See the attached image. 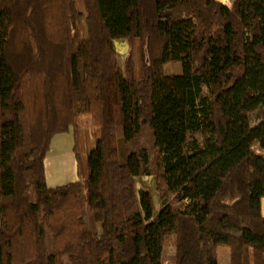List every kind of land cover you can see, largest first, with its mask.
Instances as JSON below:
<instances>
[{
    "label": "trees",
    "instance_id": "obj_1",
    "mask_svg": "<svg viewBox=\"0 0 264 264\" xmlns=\"http://www.w3.org/2000/svg\"><path fill=\"white\" fill-rule=\"evenodd\" d=\"M83 1L0 0V264H164L171 235L174 264H264V0ZM82 115L87 167L76 141L79 180L51 187Z\"/></svg>",
    "mask_w": 264,
    "mask_h": 264
},
{
    "label": "rangeland",
    "instance_id": "obj_2",
    "mask_svg": "<svg viewBox=\"0 0 264 264\" xmlns=\"http://www.w3.org/2000/svg\"><path fill=\"white\" fill-rule=\"evenodd\" d=\"M223 3L230 4V0H220ZM79 8L84 11V1L78 0ZM123 42V43H122ZM116 49L118 53L122 55V61L129 54V43L127 40H117L115 42ZM124 64V63H123ZM140 64L137 59L136 70L139 71ZM164 72L166 75L172 74H183V66L181 62H170L164 65ZM203 96L208 97L209 91L206 86L203 89ZM260 122L258 113L252 114V124L256 125ZM78 142L79 152L83 164L87 167L88 156L91 150L96 146L97 140L100 135V130L95 126L90 117L87 115H82L79 120L78 128ZM63 139V140H62ZM62 140V142H60ZM75 143L73 132H69L62 135H56L52 142V147L47 156L51 158L46 164L47 168V180L48 185L51 187L60 186L75 180L77 175L74 169L76 166V151H73V144ZM138 189L147 188L153 192L156 209L161 208V201L159 199V192L157 190V178L154 174H146L137 178ZM174 205L180 208H185L187 205V200H180L178 198H171ZM175 236L171 235L168 237L164 252H163V262L164 264H174L173 255L175 254ZM221 253V264H231V251L227 246H221L219 248Z\"/></svg>",
    "mask_w": 264,
    "mask_h": 264
},
{
    "label": "crops",
    "instance_id": "obj_3",
    "mask_svg": "<svg viewBox=\"0 0 264 264\" xmlns=\"http://www.w3.org/2000/svg\"><path fill=\"white\" fill-rule=\"evenodd\" d=\"M223 2V1H221ZM224 4L228 5V6H231V0H230V4H227L224 2ZM120 41L123 40V39H119ZM117 41V40H116ZM123 43V42H122ZM69 132H73V135H74V139H75V143L73 144V151H75V145H76V135H75V131L73 128H71V130ZM69 132H64V133H59V134H56V135H62V134H66V133H69ZM55 135V136H56ZM54 136V137H55ZM54 139V138H53ZM63 140V139H62ZM62 140L60 142H62ZM53 142V140H52ZM51 147H52V144H51ZM48 155V154H47ZM51 158H49V156H46V159H45V166L46 164L49 162ZM76 169H74L77 173V175L75 176V180L74 181H77L79 180V174H78V160H77V156H76V166H75ZM46 179H47V168H46ZM73 182V181H71ZM47 183H48V180H47ZM261 207H262V214L264 216V197L262 198L261 200ZM219 261H220V264H221V253L219 252Z\"/></svg>",
    "mask_w": 264,
    "mask_h": 264
}]
</instances>
